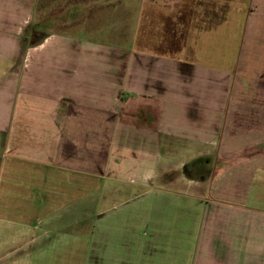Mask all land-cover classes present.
<instances>
[{
  "label": "crops",
  "instance_id": "0c3cea01",
  "mask_svg": "<svg viewBox=\"0 0 264 264\" xmlns=\"http://www.w3.org/2000/svg\"><path fill=\"white\" fill-rule=\"evenodd\" d=\"M109 1L0 0V264H264V0Z\"/></svg>",
  "mask_w": 264,
  "mask_h": 264
},
{
  "label": "rangeland",
  "instance_id": "374dc122",
  "mask_svg": "<svg viewBox=\"0 0 264 264\" xmlns=\"http://www.w3.org/2000/svg\"><path fill=\"white\" fill-rule=\"evenodd\" d=\"M169 1V0H168ZM183 0H174V1H169L168 6H173L175 5H180ZM110 5L114 7L116 10L114 11V14L109 16L110 19L114 20L113 23V30L115 33V38L119 40L123 39H131L132 42H135L137 44V40L139 38L140 34V28L141 24L142 25V31L145 35V31L148 30L150 31L152 36L155 34V30H158V33L161 36H164L166 34V37H169L172 27L175 25L171 24V21L169 20L168 17L170 16H164L161 14H155V8L158 6H161L160 2H157L156 0H110ZM172 2V3H171ZM185 2V0H184ZM213 2V1H212ZM214 4V3H213ZM212 4V5H213ZM246 5V3L244 2ZM249 5V3H248ZM232 9L235 7L233 5ZM238 3L237 6L238 7ZM127 9L129 10L128 13L125 12V15L123 14V10ZM143 8V9H142ZM246 9L245 7H243ZM147 10V15L145 13H141V11ZM235 13L233 10L229 12L228 14V23H233V20L235 18ZM238 13V12H237ZM239 14H237L238 16ZM187 16L181 15L180 18H184L185 24H187ZM213 17V15L211 16ZM243 17V18H242ZM239 16V18L243 21L245 19V15ZM143 21V23L141 22ZM230 23V24H231ZM184 24V25H185ZM173 25V26H172ZM226 28V27H225ZM185 31V26L184 29ZM179 32L180 36L183 35V32ZM165 32V33H164ZM154 38V37H152ZM170 42V41H168ZM170 44V43H168ZM171 46V45H170ZM169 45H167L164 50H168L171 48ZM177 47V46H176ZM175 48V47H174ZM121 207V206H120ZM123 208V206H122ZM121 208V210H122ZM107 208H100L101 211H104L103 213H106ZM104 214V215H106ZM87 219V218H86ZM85 219L83 223V244H82V254L78 256H71V255H49V254H36V256L33 258L34 262L33 264H122V258L123 256H113V255H108L105 253H100V254H94L91 253L92 251V243H95V240L90 238V231H91V223L90 221H87ZM99 246H106L105 240H99ZM12 248V247H11ZM44 248L41 249H45ZM10 249V248H9ZM13 255H7V254H2V263L1 264H7L9 258H11Z\"/></svg>",
  "mask_w": 264,
  "mask_h": 264
}]
</instances>
